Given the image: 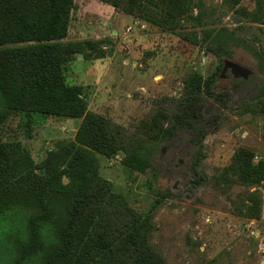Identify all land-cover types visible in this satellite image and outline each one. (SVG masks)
Here are the masks:
<instances>
[{"label": "rangeland", "instance_id": "1", "mask_svg": "<svg viewBox=\"0 0 264 264\" xmlns=\"http://www.w3.org/2000/svg\"><path fill=\"white\" fill-rule=\"evenodd\" d=\"M150 1L145 0L142 17H133L98 0H74L64 42L101 40L107 57L85 62L76 56L64 66L65 80L83 86L89 110L133 129L155 100L178 98L191 72L208 77L218 67L214 96L204 107L202 148L181 134L159 146L146 174L124 168L120 155L98 156V173L133 209L153 210L151 240L165 264H264L263 188L238 185L231 175L216 184L240 148L251 151L254 162L264 161V101L258 98L264 76L243 48L231 46V59L218 58L201 43L205 29L223 26L260 45L254 37L264 25L245 13L254 11L255 2L242 0V13L227 10L225 0H190L193 17L196 4H202V23L186 12L174 29H166L153 22L161 12ZM27 120L10 116L0 141L20 142L36 163L58 141L71 140L79 125V120L33 116L27 130ZM251 192L262 195L258 218L247 209ZM20 225L17 218L0 220L2 264H15L10 239Z\"/></svg>", "mask_w": 264, "mask_h": 264}, {"label": "trees", "instance_id": "2", "mask_svg": "<svg viewBox=\"0 0 264 264\" xmlns=\"http://www.w3.org/2000/svg\"><path fill=\"white\" fill-rule=\"evenodd\" d=\"M98 1L133 17H142L145 9V0ZM189 1L151 0L161 12L153 22L174 29L175 21L187 12L188 19L202 23V4H196L198 13L193 17L188 12ZM252 1L254 11L245 13L251 21L264 25V0ZM73 2L0 0V128L17 115L28 119L27 130L33 116L79 120L73 138L58 141L39 163L20 142L0 141V220L17 218L21 223L10 239L15 264H25L40 251L44 257L36 264H165L151 240L153 210L138 212L115 192L113 184L99 175L97 157L120 155L124 168L146 174L152 171L159 146L178 135L188 134L200 151L205 102L214 96L218 67L208 77L191 72L178 98L155 100L133 129L120 125L89 110L83 86L65 80L64 66L76 56L85 62L107 57L101 40L64 42ZM241 2L224 1L227 10L237 12L243 10ZM261 31V36L254 37L258 46L223 26L205 29L201 43L218 58L231 59V46L243 48L258 62L264 76V29ZM258 98L264 101V80ZM253 159L251 151L236 150L230 167L216 177V184L226 183L231 175L238 185L264 190V161ZM194 175H198L195 170ZM248 200L250 215L258 218L262 195L251 192ZM37 218L54 223L55 246L43 249L35 232ZM25 222L30 233L27 244L18 239Z\"/></svg>", "mask_w": 264, "mask_h": 264}, {"label": "clouds", "instance_id": "3", "mask_svg": "<svg viewBox=\"0 0 264 264\" xmlns=\"http://www.w3.org/2000/svg\"><path fill=\"white\" fill-rule=\"evenodd\" d=\"M35 232L40 237V241L43 249L50 248L58 243L55 234V225L51 221H46L37 218ZM18 239L23 244H27L29 242L30 233L28 230L27 222H25V226L21 231V234L18 236ZM3 243H4L3 234H0V244ZM43 257H44V252L40 251L36 254L35 257L26 260L25 264H36L37 261L43 260ZM2 259H3V254L2 252H0V264H2Z\"/></svg>", "mask_w": 264, "mask_h": 264}, {"label": "crops", "instance_id": "4", "mask_svg": "<svg viewBox=\"0 0 264 264\" xmlns=\"http://www.w3.org/2000/svg\"><path fill=\"white\" fill-rule=\"evenodd\" d=\"M67 121V120H66Z\"/></svg>", "mask_w": 264, "mask_h": 264}]
</instances>
